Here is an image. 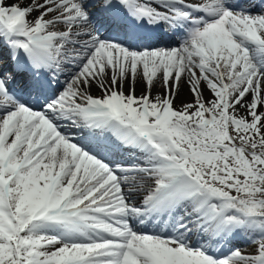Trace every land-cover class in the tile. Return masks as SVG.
I'll use <instances>...</instances> for the list:
<instances>
[{"label": "snow or ice", "instance_id": "obj_1", "mask_svg": "<svg viewBox=\"0 0 264 264\" xmlns=\"http://www.w3.org/2000/svg\"><path fill=\"white\" fill-rule=\"evenodd\" d=\"M0 264H264V0H0Z\"/></svg>", "mask_w": 264, "mask_h": 264}, {"label": "rangeland", "instance_id": "obj_2", "mask_svg": "<svg viewBox=\"0 0 264 264\" xmlns=\"http://www.w3.org/2000/svg\"><path fill=\"white\" fill-rule=\"evenodd\" d=\"M140 93V89H139V87L137 88V94H139ZM185 95H186V93L185 94H182V96H181V99H184L185 98ZM180 101L178 100L177 101V103H179ZM244 243V242H243Z\"/></svg>", "mask_w": 264, "mask_h": 264}, {"label": "bare ground", "instance_id": "obj_3", "mask_svg": "<svg viewBox=\"0 0 264 264\" xmlns=\"http://www.w3.org/2000/svg\"><path fill=\"white\" fill-rule=\"evenodd\" d=\"M161 42H162V41H161ZM163 42H164V43H167V44H165V45H169V44H171V42L168 41V40H167V41H164V40H163ZM168 43H169V44H168Z\"/></svg>", "mask_w": 264, "mask_h": 264}]
</instances>
